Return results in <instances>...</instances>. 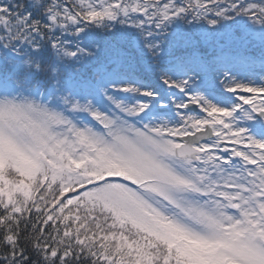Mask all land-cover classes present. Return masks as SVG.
<instances>
[{"label": "snow or ice", "instance_id": "obj_1", "mask_svg": "<svg viewBox=\"0 0 264 264\" xmlns=\"http://www.w3.org/2000/svg\"><path fill=\"white\" fill-rule=\"evenodd\" d=\"M0 264H264V0H0Z\"/></svg>", "mask_w": 264, "mask_h": 264}]
</instances>
